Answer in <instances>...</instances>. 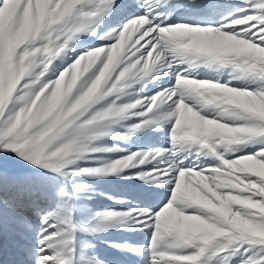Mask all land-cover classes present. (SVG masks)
<instances>
[{
    "label": "snow or ice",
    "instance_id": "1",
    "mask_svg": "<svg viewBox=\"0 0 264 264\" xmlns=\"http://www.w3.org/2000/svg\"><path fill=\"white\" fill-rule=\"evenodd\" d=\"M0 264H264V0H0Z\"/></svg>",
    "mask_w": 264,
    "mask_h": 264
}]
</instances>
